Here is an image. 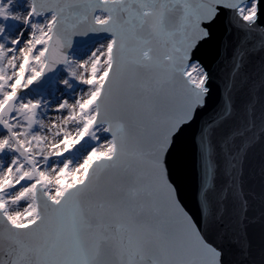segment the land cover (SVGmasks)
I'll list each match as a JSON object with an SVG mask.
<instances>
[{
	"label": "snow or ice",
	"instance_id": "1",
	"mask_svg": "<svg viewBox=\"0 0 264 264\" xmlns=\"http://www.w3.org/2000/svg\"><path fill=\"white\" fill-rule=\"evenodd\" d=\"M258 51L264 0H0V264H264Z\"/></svg>",
	"mask_w": 264,
	"mask_h": 264
},
{
	"label": "water",
	"instance_id": "2",
	"mask_svg": "<svg viewBox=\"0 0 264 264\" xmlns=\"http://www.w3.org/2000/svg\"><path fill=\"white\" fill-rule=\"evenodd\" d=\"M262 58H264V53H260L258 51L252 57V59L250 61L249 70L252 71V72H258L259 65H260V61H261ZM213 91H214V99L218 101L219 95H220V90H219L218 84H215L214 83V85H213ZM186 168H187V171H188V179H187V183L185 185V192L187 194H189L188 199H189L190 206H193L194 207V202L191 201L190 194L195 191V188H196V179H195V172H194V168H193V160L191 158V155L189 156V158L186 161ZM254 172L257 174V180H258V172H259L258 167L254 169ZM256 190H257V192L259 191L258 187H257ZM254 214L257 217V236H256V242L258 243L259 242V229H258L259 210L257 209Z\"/></svg>",
	"mask_w": 264,
	"mask_h": 264
},
{
	"label": "rangeland",
	"instance_id": "3",
	"mask_svg": "<svg viewBox=\"0 0 264 264\" xmlns=\"http://www.w3.org/2000/svg\"><path fill=\"white\" fill-rule=\"evenodd\" d=\"M21 3H23V2L20 1V0H14V5H15V4H21ZM57 95H59V93H57ZM77 147H79V146H77Z\"/></svg>",
	"mask_w": 264,
	"mask_h": 264
},
{
	"label": "bare ground",
	"instance_id": "4",
	"mask_svg": "<svg viewBox=\"0 0 264 264\" xmlns=\"http://www.w3.org/2000/svg\"><path fill=\"white\" fill-rule=\"evenodd\" d=\"M20 1H22V2H23V0H20Z\"/></svg>",
	"mask_w": 264,
	"mask_h": 264
}]
</instances>
